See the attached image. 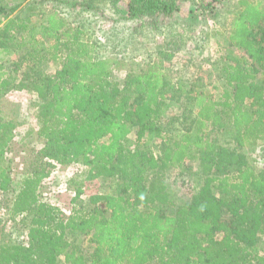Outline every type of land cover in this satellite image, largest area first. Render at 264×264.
<instances>
[{"label":"trees","instance_id":"1","mask_svg":"<svg viewBox=\"0 0 264 264\" xmlns=\"http://www.w3.org/2000/svg\"><path fill=\"white\" fill-rule=\"evenodd\" d=\"M14 1L0 0V98L9 90L33 93L36 133L44 142L7 208L23 221L30 216L26 241L0 236V264H61L60 257L62 264H264L256 246L264 235V160L258 170L256 159L240 150L264 142V0H238L229 11L221 48L242 49L250 61L217 63L224 86L213 91L202 80L175 87L163 66L173 57L169 49L118 79L122 58L97 56L83 24H72L58 8L39 10L37 21L14 16L22 0ZM179 1L127 0V9L137 17H170ZM12 54L19 58L10 60ZM46 63L55 66L52 72L40 70ZM172 103L179 111L165 127ZM14 127L0 117V195L15 188L8 156ZM212 129L233 147L211 139ZM146 138L162 141L160 155ZM191 161L195 169L188 173L197 185L177 203L167 171H184ZM55 164H81L83 184L104 178L116 189L90 195L88 208L76 205L66 215L39 193ZM70 183L77 186L75 202L82 183ZM73 237H84L88 256Z\"/></svg>","mask_w":264,"mask_h":264},{"label":"rangeland","instance_id":"2","mask_svg":"<svg viewBox=\"0 0 264 264\" xmlns=\"http://www.w3.org/2000/svg\"><path fill=\"white\" fill-rule=\"evenodd\" d=\"M12 0H9L11 3ZM35 0H22L20 7L13 15L25 17L31 15L33 21L39 20V10L50 11L58 8L65 13L72 24H83L88 37L96 46V55L102 57H119L120 67L114 71L115 77L122 78L126 71L139 72L159 58L157 51L169 49L173 53L171 60L163 62L164 72L171 82L187 86L197 81L208 91L224 86L219 78L216 64L228 59L239 65H246L250 60L245 51L237 47H223L229 19V11L237 9L238 0H180L178 10L170 17L146 14L141 17L129 15L127 0L117 3L111 0H39L41 3L33 11H28L25 4ZM256 1V0H250ZM13 3L16 1L13 0ZM90 5L91 8L85 7ZM220 43V44H219ZM227 55V57H226ZM229 56V57H228ZM10 60H17L19 54L9 55ZM122 63V64H121ZM55 66L44 64L40 70L52 72ZM200 79V80H199ZM199 80V81H198ZM202 80V82H201ZM37 108L36 97L29 91L9 90L0 98V117L14 122V139L8 156L13 158L12 166L15 177V188L0 195V236L13 241H26L27 223L19 215H9L7 208L11 205V197L17 191V180L21 177L24 166L35 156L44 140L37 136V123L34 117ZM179 111L178 104L172 103L165 119ZM174 126H177L175 123ZM129 146H134L135 130L131 127ZM209 137L219 144L233 147V142L225 133L212 129ZM145 145L150 147L155 155L162 152V141L145 139ZM246 155L256 159L255 168L260 169L264 160V142L253 149H240ZM33 157V158H32ZM186 170L170 169L167 171L168 184L173 198L180 203L188 200L195 190L196 182L190 171H194L195 162H189ZM84 167L81 164H55L48 178L39 187L42 199L58 206L67 215L73 206L89 207V196L94 193L110 192L116 189L114 181L97 178L83 182ZM187 172V173H186ZM194 178V177H193ZM82 183L83 194L73 202L76 185L70 180ZM73 241L81 245V251L89 255L91 247L84 237H73ZM256 246L264 255V235L257 240ZM59 263H63L60 257Z\"/></svg>","mask_w":264,"mask_h":264},{"label":"built area","instance_id":"3","mask_svg":"<svg viewBox=\"0 0 264 264\" xmlns=\"http://www.w3.org/2000/svg\"><path fill=\"white\" fill-rule=\"evenodd\" d=\"M63 212H64V210H63Z\"/></svg>","mask_w":264,"mask_h":264}]
</instances>
